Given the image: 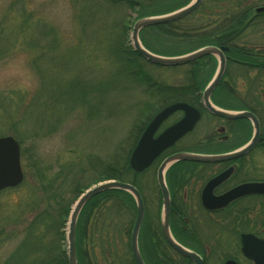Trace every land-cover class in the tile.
<instances>
[{"label":"rangeland","instance_id":"1","mask_svg":"<svg viewBox=\"0 0 264 264\" xmlns=\"http://www.w3.org/2000/svg\"><path fill=\"white\" fill-rule=\"evenodd\" d=\"M190 1L169 0L173 8ZM262 5L264 0H202L185 23L212 27L231 11L251 7L253 15ZM136 17L121 0H0V137L13 135L20 141L24 172L20 184L0 191V264H38L50 254L67 256L76 198L100 176L124 169L147 113L169 102V92L163 91L190 81L191 63L162 66L135 56L140 66L133 59L123 66L122 58L130 57L124 49L133 48ZM236 41L264 49V16ZM211 59L201 68L200 93L218 65V56ZM231 75L230 86L264 122V68ZM234 107L240 106L226 108ZM179 116L168 118L161 128ZM224 125L204 113L182 143L194 145L220 132L230 138L222 150H231L252 135L250 122L238 124L234 136L221 129ZM162 159L148 170L121 173V180L138 187L146 215L157 227L162 196L156 170ZM248 160L249 176L264 180V142ZM110 196L89 203L86 222L84 213L77 224V250H84L87 264H135L130 248L133 201L121 193ZM242 206L233 207L237 219L216 228L202 217L209 245L221 248L220 254H210L208 264H223L228 256L251 264L239 249L232 251L241 220L264 235V198L255 199L245 216ZM228 211L232 217L233 209ZM147 251L144 246L142 252Z\"/></svg>","mask_w":264,"mask_h":264},{"label":"water","instance_id":"2","mask_svg":"<svg viewBox=\"0 0 264 264\" xmlns=\"http://www.w3.org/2000/svg\"><path fill=\"white\" fill-rule=\"evenodd\" d=\"M201 2L202 0H192L187 5L180 7L174 11L165 14L151 15L139 18L135 21L132 30L134 50L141 54L146 60L154 64L175 66L189 63L206 55H218V68L213 78L207 84L206 88L202 93L203 104L208 111L215 115L232 120L247 119L251 121L253 126V134L251 139L244 145L235 149L234 151L220 155H200L196 153L179 152L168 156L158 168L157 180L163 197L161 212V228L163 236L170 245L175 247L182 254L186 255L187 257H190L195 262V264H201V257L198 254L189 251L186 247L179 244L172 236L170 231V198L169 190L164 177L166 168L173 162L179 160L209 162L238 158L253 149L258 143L260 137V122L255 113L249 110L233 111L223 109L221 107L216 106L211 101V94L221 81L225 72L226 58L224 52L229 50L227 47L207 45L188 53L169 56L156 54L150 51L145 46H143L140 41L139 32L142 28L148 27L150 25L166 23L181 19L195 11L199 7ZM256 11H264V6L256 8ZM176 110H183L184 116L174 124L167 127L156 138H154L153 134L158 129L160 124L171 113ZM200 116V110L188 102L177 101L173 104L165 106L153 117V119L149 122L144 132L142 133L130 157L131 167L137 172L143 171L156 159V157L164 149L169 146H172L184 134L191 131L198 122ZM229 171L230 169L214 177L206 186L205 193H207L214 186L222 182L228 175ZM22 179L23 171L20 163V147L18 141L10 135L0 137V189L7 186H15L19 184ZM108 190L126 191L133 196L136 205V216L130 238L131 250L135 262L137 264H145L140 253L138 243L139 231L141 228L145 211L143 198L138 189L133 184L115 179H109L103 182H98L97 184L88 188L76 200L69 216V228L67 233L69 264H78L76 253V226L82 208L84 207L86 202L92 197ZM250 193L264 194V181L243 183L232 188L221 196H212L208 199H206L205 197V206L206 208L210 209L221 208L226 206L233 199ZM242 252L245 256L253 260L254 264H264V239L258 238L253 234H243ZM225 264H237V262L233 259H228Z\"/></svg>","mask_w":264,"mask_h":264},{"label":"flooded vegetation","instance_id":"3","mask_svg":"<svg viewBox=\"0 0 264 264\" xmlns=\"http://www.w3.org/2000/svg\"><path fill=\"white\" fill-rule=\"evenodd\" d=\"M177 101H185V100H169V102L163 103L161 107L157 109H153L152 111L147 113L149 116L147 115L146 116L149 118H146L147 123L141 125V129H140L141 131H139L140 134H138L136 143L134 144L133 148L137 144L141 134L145 130L147 124L152 120V118L165 106L173 104L174 102ZM190 104L200 110L201 112L200 119L202 118L204 113H207V115L211 116L212 118L218 119L221 122L223 121L225 125L222 126L221 129L225 128L224 130L228 131L232 136L237 134V130H238L237 127L239 124L238 120L227 119L222 116H218L211 113L204 106L202 97L200 99L199 104H195V105L192 103ZM175 114H179L180 116L176 120L170 121L166 126L161 128V125L166 120H168V118L170 119ZM183 116H184L183 110L174 111L159 126V128L155 131L153 136L157 137L165 128L174 124V122L178 121ZM200 119L198 120V122L200 121ZM240 120H244V119H240ZM198 122L196 123V125L198 124ZM246 122L249 121L246 120ZM195 127L190 132H187L181 138H179L172 146H169L166 149H164L158 155L156 160H154V162L146 169L147 170L150 169L154 165L155 161H157L158 159L159 160L160 158L164 159L168 156H171L172 154L179 152L196 153L200 155H220V154L228 153L232 151V149H234L232 148L231 150L228 149L222 150V148L226 145L227 141L230 138H228L224 133H220V132L208 134L202 137L201 139H199L198 141H196V144L194 145L182 143V141L187 137V135H189L195 129ZM251 137L252 135L245 142L249 141ZM262 142H264L263 130H261L259 141L256 146L260 145ZM179 144H181V146H179ZM252 150L246 152L244 155L238 158H234L230 160L209 161V162H201L194 160H179L169 165V169L166 173L165 178L169 189V198H170V212H169L170 231L172 236L179 244L186 247L189 251L198 254L201 257V264H208V258L210 254H220L221 251V248H219L218 245H216L214 242H213V246L209 245L211 236L210 235L207 236L202 233L201 231V229H203L202 221L206 220V222H209L215 228L219 227L220 223L228 224V222L230 223L231 219L238 218L237 212L233 207H236L238 205H243L241 211H242V216H245L251 211V205L253 204L255 199H257L258 197L264 198V194L250 193V194L242 195L236 199H233L226 206L221 208L210 209V208H206L205 206V199H204L205 197L206 199H208L212 196L213 197L221 196L227 191L231 190L232 188L243 183L264 181L262 179H253L252 177L249 176L251 168L248 165L249 163L248 158ZM229 169L230 171L226 176V178L222 182L214 186L207 193H205V188L208 185V183L214 177L218 176L222 172H225L226 170ZM9 188L12 187L3 188L0 191L7 190ZM229 209L230 210L233 209L232 217L229 215L227 216V213H230L228 211ZM221 216L225 217L222 218L224 219L223 221H221ZM146 219H148V217L146 216V207H145V217L143 220V224L146 222ZM147 222L149 224L148 228L150 230L153 229L155 231L159 230L163 235L160 222H159L160 227L154 225V222H156V220L153 218H150ZM240 224L241 227L243 228H241V230L236 234L235 237L236 243L234 245L232 252L238 251L239 249V252L244 256V258L250 261L251 264H254L242 252V235L253 234L258 238L264 239V235L262 233L263 230L260 231L254 230L253 224H249L245 220H241ZM216 238H219V236H216L215 239ZM148 251L158 254L161 253L167 254L169 258V264H195V262L190 257H187L186 255L182 254L170 244L166 246H152L148 248ZM228 259H233L237 262V264H240L239 261L233 256H228L223 264H225V262ZM43 261L44 260L41 258L38 261V264H44Z\"/></svg>","mask_w":264,"mask_h":264},{"label":"trees","instance_id":"4","mask_svg":"<svg viewBox=\"0 0 264 264\" xmlns=\"http://www.w3.org/2000/svg\"><path fill=\"white\" fill-rule=\"evenodd\" d=\"M121 1H123L128 6L133 15L137 16L135 21L141 17L171 12L188 3L184 2L180 6L173 8L174 6L170 4L169 0ZM263 16L264 12L258 14L254 13L252 15L251 7H249L242 10L231 11L222 19L216 21V23L214 22L215 25H213L212 27H201L198 25L186 24L185 21L189 18L188 15L179 20L145 27L140 31L139 36L143 45L147 49L161 55H181L205 45L226 46L230 48V50L226 53L227 66L224 75V78L229 77V79L227 81L223 78L218 86L214 89L211 95L212 101L222 107H231L232 104H235L241 107H234L235 109H249L253 111L259 117L262 127L261 130H263L264 133V122L262 121V118L258 114L256 108L248 103L245 98L239 97L235 93L233 86H230L233 85L234 81V78L231 74L235 73L236 71H243L244 73H247L252 68L258 70H262L264 68V49H254L253 47H249L248 45H238L236 43V40L243 34V32L251 24V22ZM124 33L126 34L125 31ZM131 47H129L128 49H124V51L126 50L128 52V56L130 57L122 58V53L120 50L121 46L117 48L120 53L118 54V56L122 58L123 66H127V63H129V61H132V59L136 62V64L138 63V66H140V63L135 56H139V59L144 58ZM211 58H213V56H205L198 59L197 61L192 62L191 65L194 68L190 69V81L188 82L187 86L182 88H169V90L163 91L169 92V100H185L194 105L199 104L201 99L199 88L201 89L202 86L200 85H202L203 83L201 68H204L207 64L211 63ZM145 119L143 120L142 124L146 122ZM238 122L239 124H241L243 122H246V120H238ZM128 169H130L129 158L127 164L124 166V169L118 168L117 171L114 170L107 172L105 175L100 176L98 181H103L106 179L121 180L124 170ZM89 186H86L85 189H87ZM82 192H84V190L81 191V193ZM115 193H121L129 196L132 199L133 205L135 207L134 198L128 192L120 190L105 191L94 196L86 203L80 213L77 224L79 225L80 220L83 219L84 213H86V222L87 216L90 212V210H87V207L89 206V203L91 201L100 197H111L110 195H113ZM68 213L69 211H66L67 215ZM158 218H160V213L158 214ZM148 220L149 218L146 219V222L143 224L140 232V247L142 248L145 246V248L147 249L152 246L169 245L161 235L159 230L155 231L154 229L150 230L148 228ZM141 238H143V246L141 245ZM84 254L85 252L83 249L77 250L78 264H87L86 256ZM142 255L147 264H169V258L167 254H158L148 251L147 253L142 252ZM43 262L44 264H68L67 256L65 255V253H60L58 255L50 254L49 257H47Z\"/></svg>","mask_w":264,"mask_h":264}]
</instances>
